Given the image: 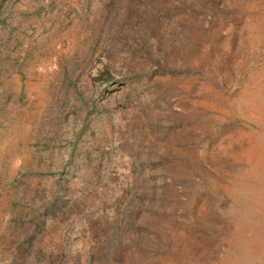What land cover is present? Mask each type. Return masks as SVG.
Listing matches in <instances>:
<instances>
[{"label": "rangeland", "instance_id": "obj_1", "mask_svg": "<svg viewBox=\"0 0 264 264\" xmlns=\"http://www.w3.org/2000/svg\"><path fill=\"white\" fill-rule=\"evenodd\" d=\"M0 264H264V0H0Z\"/></svg>", "mask_w": 264, "mask_h": 264}]
</instances>
